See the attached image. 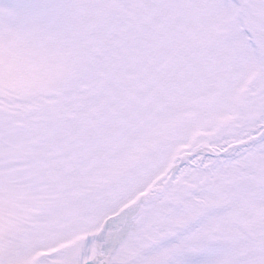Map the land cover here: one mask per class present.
Masks as SVG:
<instances>
[{
  "label": "snow or ice",
  "instance_id": "1",
  "mask_svg": "<svg viewBox=\"0 0 264 264\" xmlns=\"http://www.w3.org/2000/svg\"><path fill=\"white\" fill-rule=\"evenodd\" d=\"M0 264H264V0H0Z\"/></svg>",
  "mask_w": 264,
  "mask_h": 264
}]
</instances>
